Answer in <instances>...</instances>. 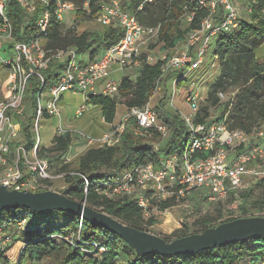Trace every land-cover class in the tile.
Listing matches in <instances>:
<instances>
[{
  "label": "built area",
  "instance_id": "2783aa9c",
  "mask_svg": "<svg viewBox=\"0 0 264 264\" xmlns=\"http://www.w3.org/2000/svg\"><path fill=\"white\" fill-rule=\"evenodd\" d=\"M10 1L0 0V183L16 190L36 192L52 189L50 181L73 173L69 170L54 174L53 162L48 154L53 138L62 135H68L71 142L59 157L61 167L90 148L118 143L128 125L137 136L153 130L159 134L162 144L153 142L154 152H159L165 146L170 130L158 119V111L150 101L130 107L121 103L125 112L118 123L107 122L109 129L96 138L61 124L56 127L49 145H42L40 137V122L44 118L60 119V101L66 92L82 97L74 110V115L78 117L100 107L91 100L95 95L119 98L121 78L113 76L112 65L122 70L138 69L144 61L154 63L143 48L157 41L159 24H141L135 12L123 9L119 0L102 2L95 20L102 26L121 27L122 36L102 49L95 59L82 60V53L74 47H46L49 23L52 19L62 22L65 13L75 16L77 6L73 2L14 0L23 13L18 38L6 14ZM194 1L198 7L208 10V16L202 20L199 28L187 34L188 38L184 39L181 49L169 57L158 59L162 65L156 89L165 75L182 72L171 78V83L176 85L179 79L187 78L193 70L200 68L211 38L218 33H229L238 25L235 0ZM141 8L142 5L138 7ZM83 10L89 11L87 3H84ZM190 19L191 15H188L187 20ZM31 21L37 31L25 35L23 26ZM25 36L27 40H23ZM214 59H217L215 54ZM33 84H36L34 94L29 91ZM204 98L194 87L186 95L189 112L178 114L187 137L181 150L168 155L159 154L157 164L148 162L112 173L96 183L95 190L108 199H132L148 216L150 209H155L152 198L160 201L199 191L207 201L223 203L231 191L240 189L246 175H252L255 182L264 183V124L246 132L230 130L225 122H195L199 104ZM101 120L106 122L102 114ZM208 150L214 152L206 158H191L194 152ZM51 152L58 157L55 151ZM250 163L257 164L250 168ZM83 178L87 183L86 177ZM9 209L14 213L0 216V264L11 260L14 243L21 244L17 262L20 264L27 244L23 233L35 213L25 207ZM41 238L74 247L80 253L93 257L107 251L102 241L82 239L81 223L76 228H53ZM27 259L31 264H37L29 253ZM253 264H264V259Z\"/></svg>",
  "mask_w": 264,
  "mask_h": 264
},
{
  "label": "trees",
  "instance_id": "16d2710c",
  "mask_svg": "<svg viewBox=\"0 0 264 264\" xmlns=\"http://www.w3.org/2000/svg\"><path fill=\"white\" fill-rule=\"evenodd\" d=\"M68 1L77 6L75 17L80 19L85 16L95 18L100 4L107 0ZM120 2L123 9L135 12L141 24H159L157 43L161 45L160 49L163 51L170 50L182 42L187 34L199 28L202 20L208 16V10L198 7L194 0H153L152 2L124 0ZM84 3L88 5V12L83 10ZM140 5L142 8L138 9ZM249 5L248 18H239L237 27L231 32L217 34L219 38L214 54L218 60V72L207 87L205 100L199 106L195 122H225L230 130L241 129L246 132L264 124V55L259 57L258 54L264 43V0H249ZM6 14L12 23L14 34L20 38L18 33L23 24V13L16 1L9 2ZM188 15H191L190 20H187ZM104 27L99 32L83 31L77 34L73 28H65L62 22L52 19L48 27L46 47L52 49L74 47L79 53H87V58L93 60L102 49L114 44L122 36L121 27L112 25ZM23 28L25 35L37 31L33 21L24 25ZM23 40H27V36ZM144 57L143 55L142 58ZM161 65V60L154 63L144 61L133 80L127 76L121 77L119 98L105 95L92 97V102L100 106L101 114L106 122H113L117 104L123 103L127 107L141 106L149 101L156 89ZM33 85L29 90L32 94L36 90V84ZM227 92H233V97L221 102L220 95ZM208 106H220L218 117L208 119ZM158 108L160 110L158 117L170 130V137L159 152L153 151V142L160 140L155 130L146 135L137 136L133 133L132 127L128 125L118 143L90 148L79 155L76 166L71 169L73 173L65 174L66 185L61 191L65 192L68 197L85 201L87 205L104 211L131 227L147 231L143 223H154L152 216L145 221L143 210L134 200L127 197L108 199L95 190V184L108 175L128 167L148 162L157 164L159 154L168 155L183 148L187 137L179 115L163 111L161 106ZM130 124L133 125L134 122L131 121ZM70 142L71 138L68 135L54 137L50 150L55 151L59 158L66 152ZM213 152L212 150L194 152L191 158H206ZM62 168L64 169L65 166ZM83 176L86 177L87 183ZM255 184L264 185L262 181H257ZM250 194L251 188L247 187L231 191L226 198L227 203H237L240 215L216 221L221 217V210H223L218 207V216L209 215L195 219L196 229L187 231L186 227L177 228L169 235H162V237L169 241L188 234L200 233L206 228L238 217L264 215L260 213V210L264 208V197L260 201H252V206L258 211L249 212ZM175 200V197L160 201L152 198L151 203L156 210L163 211L174 205ZM11 213L14 211L3 209L0 211V216ZM63 213L67 216L66 223L53 228H76L81 223L82 239L102 241L107 251L93 257L80 253L74 247L54 243L48 238H41L53 228L34 229L33 220H31L23 233L27 243L24 251H27L36 263L45 258L53 259L54 264H253L264 259V237L262 236L217 245L194 254L180 253L165 256L155 252L140 256L128 246L121 236L109 229L91 224L80 215Z\"/></svg>",
  "mask_w": 264,
  "mask_h": 264
},
{
  "label": "rangeland",
  "instance_id": "374dc122",
  "mask_svg": "<svg viewBox=\"0 0 264 264\" xmlns=\"http://www.w3.org/2000/svg\"><path fill=\"white\" fill-rule=\"evenodd\" d=\"M107 1L110 2L111 0ZM235 5L237 7L239 18H248L250 11L249 0H235ZM62 23L65 28H73L74 32L77 34L83 31L99 32L102 31L104 27L99 24L95 18H87L85 16L80 19H76V17L70 13H65L63 15ZM187 38L188 37H186L185 40ZM218 38L219 36L217 35L211 38L209 47L204 55L202 66L196 70H193L187 78L179 79L177 84L173 85L171 83V78L177 76L179 73L182 74V72L170 73L163 77L159 83L158 89H156L153 93L154 96L152 95L150 97V104L155 106L158 113H160L158 106H161L163 111L171 114H180L184 112L188 113L189 109L186 102V95L192 87L197 89L199 95L206 97V88L215 79V76L218 72V60L214 59V52ZM185 40L179 43L175 49L169 50V52L161 50V45L157 43V41H153L150 42L148 46L143 48V52L149 54L153 60L156 61L163 58L164 56L169 57L170 55L175 54L183 47L182 44L185 42ZM258 54L259 57L264 55V43L259 49ZM80 58L86 59V56L84 54H80ZM115 66L116 65L113 64L112 69ZM137 71L138 69L134 68L122 69L119 70V72H113V76L118 79L126 74L125 76L133 80ZM187 82L189 84H186ZM232 97L233 92H227L220 95V100L221 102H224L230 100ZM81 99L82 97L80 94H71L70 92L64 93L60 101V119L58 117H48L44 118L40 122L42 125L40 129L42 145L46 146L51 143L52 135L59 124L65 128L83 132L86 135L94 138L99 137L104 132L107 124L101 120V113L98 108H94L90 112L84 113L81 117L74 115V110L81 103ZM204 99L200 102L199 106L202 105ZM219 111L220 106H208V119H215L218 117L220 113ZM124 112L125 107L123 105H118L116 108V117L120 118ZM158 119L163 122L161 118L158 117ZM32 140L33 139L31 138V141ZM157 142H160V145L162 144V141L160 140ZM48 152L53 162V168L55 171L54 174L64 171L67 172L76 166L75 163L78 156L76 158L73 157L67 162V164H63V166H65L63 169L60 164V158L54 156L55 154L51 151ZM70 154H72V151ZM255 164L257 163H250V168L254 167ZM255 181L256 180L252 175H246L243 178L240 187V189H245L247 187L251 188L250 200L248 201L250 203V213H256L258 211L256 207L252 206V201H260L264 197V185L255 184ZM49 185L51 186L52 190L61 192L62 187L66 185L64 176L62 175V177L50 181ZM200 194L201 193L199 191H191L188 195L185 194L184 196L175 198V204L163 211L151 209L148 216L145 215V221L149 218V216H152L154 223H143L144 228L148 229L147 231L149 232L161 236L169 235L174 229L177 228L186 227L187 231L196 229L194 220L209 215L218 216V207L222 208L223 210H221V217L217 218L216 221L241 214L238 206H236L237 203L230 204L227 203V201H224L223 203L209 202ZM260 213H264V208L263 210H260ZM32 220L35 227L34 229L44 230L64 225L67 221V216L62 211L51 210L44 213H35V216ZM20 246V243H14L12 245L13 251L10 253L11 260L9 259L6 264H17ZM52 261L53 259L45 258L41 261H38L37 264H54ZM20 264H31L30 260L27 259V251L23 253Z\"/></svg>",
  "mask_w": 264,
  "mask_h": 264
},
{
  "label": "water",
  "instance_id": "95a60500",
  "mask_svg": "<svg viewBox=\"0 0 264 264\" xmlns=\"http://www.w3.org/2000/svg\"><path fill=\"white\" fill-rule=\"evenodd\" d=\"M25 207L34 213L58 210L77 214L91 224L103 226L121 236L138 255L159 253L172 256L180 253L194 254L229 242L242 241L253 236L264 237V215L238 217L206 228L200 233L188 234L172 240L161 235L131 227L108 213L68 197L65 192L16 190L0 183V211Z\"/></svg>",
  "mask_w": 264,
  "mask_h": 264
},
{
  "label": "crops",
  "instance_id": "0c3cea01",
  "mask_svg": "<svg viewBox=\"0 0 264 264\" xmlns=\"http://www.w3.org/2000/svg\"><path fill=\"white\" fill-rule=\"evenodd\" d=\"M178 45H179V43H178L174 48H172V49H175ZM170 50H171V49H170ZM167 51L169 52V50H167ZM84 55L86 56V59H88V58H87V53H84ZM86 59H82V60H86ZM112 70H113V72H115V73H116V72H119V70L117 69L116 66H115ZM125 75H126V74H125ZM125 75H124V76H125ZM168 78H169V77H168ZM118 79H120V78H118ZM169 79H170V78H169ZM153 96H154V95H153ZM149 101H150V99H149ZM118 105H123V104H117V106H118ZM117 106H116V108H117ZM123 106H124V105H123ZM97 108L100 110V107H97ZM100 113H101V110H100ZM118 121H119V118L116 117V112H115V118H114L112 124L118 123ZM106 124H107V125H106V128H105L104 131L108 130V129H109V126H110L109 123L106 122Z\"/></svg>",
  "mask_w": 264,
  "mask_h": 264
}]
</instances>
